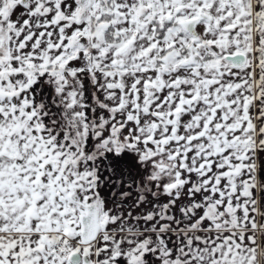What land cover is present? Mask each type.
Masks as SVG:
<instances>
[{
    "label": "snow or ice",
    "instance_id": "6c2138e0",
    "mask_svg": "<svg viewBox=\"0 0 264 264\" xmlns=\"http://www.w3.org/2000/svg\"><path fill=\"white\" fill-rule=\"evenodd\" d=\"M0 264H264V0H0Z\"/></svg>",
    "mask_w": 264,
    "mask_h": 264
}]
</instances>
